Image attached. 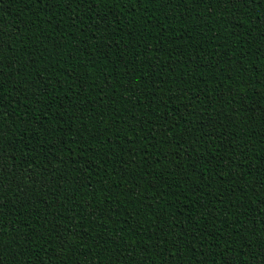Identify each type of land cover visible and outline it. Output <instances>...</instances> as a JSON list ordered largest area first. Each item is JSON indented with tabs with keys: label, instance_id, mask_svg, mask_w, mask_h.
I'll list each match as a JSON object with an SVG mask.
<instances>
[{
	"label": "trees",
	"instance_id": "obj_1",
	"mask_svg": "<svg viewBox=\"0 0 264 264\" xmlns=\"http://www.w3.org/2000/svg\"><path fill=\"white\" fill-rule=\"evenodd\" d=\"M0 264H264V0H0Z\"/></svg>",
	"mask_w": 264,
	"mask_h": 264
}]
</instances>
